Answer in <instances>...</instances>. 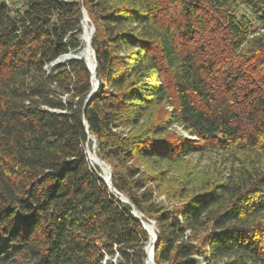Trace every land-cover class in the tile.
Returning <instances> with one entry per match:
<instances>
[{"label": "trees", "instance_id": "1", "mask_svg": "<svg viewBox=\"0 0 264 264\" xmlns=\"http://www.w3.org/2000/svg\"><path fill=\"white\" fill-rule=\"evenodd\" d=\"M83 8L84 111L85 60L54 64L81 47ZM261 28L264 0H0V264H146L132 207L156 264H264ZM209 151L228 172L178 203L140 167Z\"/></svg>", "mask_w": 264, "mask_h": 264}, {"label": "rangeland", "instance_id": "2", "mask_svg": "<svg viewBox=\"0 0 264 264\" xmlns=\"http://www.w3.org/2000/svg\"><path fill=\"white\" fill-rule=\"evenodd\" d=\"M10 5H19L22 0H5ZM241 12L254 17L252 9L247 6H240L238 8ZM90 20H84L82 25V35H87L90 30H93ZM264 29H260V32ZM82 40V38H81ZM83 45V40L81 41ZM81 45V46H82ZM172 129L180 132L184 136L189 137L187 132L183 131L178 125H174ZM191 137V136H190ZM193 137V136H192ZM194 138V137H193ZM94 141L86 144L85 150L87 152L88 160L95 170H100L102 177L105 178L106 172L100 168L90 157L94 153ZM231 159V158H229ZM228 156L218 151H209L202 154L192 153L174 162H141V170L146 176L161 177L154 181L152 178L147 179L148 185L155 188V195L158 200L171 201L173 203L181 202L184 196L190 195L194 190L205 185H209L215 179L228 172L230 160ZM91 160V161H90ZM160 172V173H159ZM182 190L184 196H181ZM150 223L153 221H149ZM153 230V226H149ZM199 264H204L202 256H198Z\"/></svg>", "mask_w": 264, "mask_h": 264}, {"label": "water", "instance_id": "3", "mask_svg": "<svg viewBox=\"0 0 264 264\" xmlns=\"http://www.w3.org/2000/svg\"><path fill=\"white\" fill-rule=\"evenodd\" d=\"M82 13H83V20H85V19L89 20L88 14L86 13V11H85L84 8L82 9ZM91 33H93V30H91ZM91 36H92V35H91ZM88 46H89L90 51H91V53H92V58H93V61H94V67H93V70L90 69L88 63H87L86 60L84 59L85 62H86V65H87V67H88V69H89L90 72H91V85H92V87H91L90 92L87 94V96H86V98H85L84 106H83V111L85 110V107H86V105H87V103H88L90 97L96 92V90H97V86H98V81H97V79L95 78V81L92 80V79H93V76H94V73H95V66H96L95 53H94V50H93V48H92V46H91V43H90ZM70 55H73L72 57H74V58H82L81 55H77V54L72 53V52H70ZM94 83L96 84L95 87H93ZM84 122H85V121H84ZM90 137H91V139L94 141L93 146H94V154H95L96 158L99 160V163H100L101 165H103V166H106L107 169H108V171H109V174H108V178H107V180H105L104 178H103V179H104L105 182L108 184V186H109V188H110V190H111L112 193H114V194H120L121 196H123V198H120V197L118 196L119 199H121L122 201H125V202H129V201H128V198H127L125 195L121 194V193L118 192L115 188H112V187H111V169H110V166H109L107 163H105L101 158H99V157L97 156V154H96L97 144H96V142H95V138L92 137L91 135H90ZM131 213H132V215H133L134 218L140 220V222L142 223L143 227H144V228L146 229V231L148 232L147 228H146L145 225H144V219L141 218L140 213H139L134 207H132ZM151 224H152L153 227H154V232H153L154 239H153V245H152V259H153V263L156 264L155 261H154V257H153V248H154V244H155V241H156V232H155L154 222H151ZM148 234H149V232H148ZM148 239H149V238H148ZM144 249H145V253H146V264H147V257H148V256H147L146 246H145Z\"/></svg>", "mask_w": 264, "mask_h": 264}, {"label": "bare ground", "instance_id": "4", "mask_svg": "<svg viewBox=\"0 0 264 264\" xmlns=\"http://www.w3.org/2000/svg\"><path fill=\"white\" fill-rule=\"evenodd\" d=\"M85 21L87 22L88 20L85 19ZM91 31V30H90ZM91 35L92 33H90V36L89 34L87 35H82V40H83V45L75 52H72V53H75L77 55H81V57L83 59L86 60V62L88 63L90 69L93 70V67H94V61H93V58H92V53L90 51V48H89V44H90V40H91ZM73 55H70V53H66V54H63L61 55L60 57H58L56 59V61H54V64H58V63H61V62H64L66 60H68L69 58H71ZM95 77V73H94V76H93V79L94 80ZM94 87V85H93ZM90 157L91 159L97 164L100 166L101 169H103L105 172H106V175H105V180H107L108 178V174H109V171L107 169L106 166H103L99 163V160L96 158L95 154L94 153H91L90 154ZM145 222H149L147 220H144V225H145ZM150 225H152L150 222H149ZM153 226V225H152ZM145 227L147 228L148 232H149V239H148V242L146 244V248H147V245L148 243H150L149 247H150V250H149V253H148V257H147V264H154L153 263V259H152V245H153V239H154V235H153V232H154V227H153V230L148 226V225H145ZM147 251V249H146Z\"/></svg>", "mask_w": 264, "mask_h": 264}]
</instances>
